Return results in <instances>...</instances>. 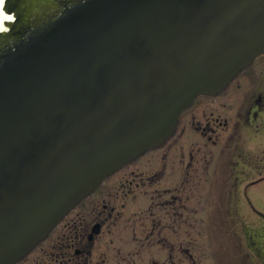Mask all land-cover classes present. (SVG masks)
<instances>
[{"label":"water","instance_id":"1","mask_svg":"<svg viewBox=\"0 0 264 264\" xmlns=\"http://www.w3.org/2000/svg\"><path fill=\"white\" fill-rule=\"evenodd\" d=\"M261 54L264 0H3L0 264L147 162L131 161Z\"/></svg>","mask_w":264,"mask_h":264},{"label":"rangeland","instance_id":"2","mask_svg":"<svg viewBox=\"0 0 264 264\" xmlns=\"http://www.w3.org/2000/svg\"><path fill=\"white\" fill-rule=\"evenodd\" d=\"M237 95L232 100L233 92H221L197 101L186 120L190 121L194 115L198 122L215 127L210 131L213 138L225 140L230 132L225 122L235 120L230 115L231 111H235L242 103L241 92ZM262 121L264 122V115L261 117ZM191 132L193 137H199L198 134L194 135L193 130ZM242 138L246 150L244 153L260 152V165H263L264 129L246 128ZM191 150L196 151V158L201 160L196 162V167H199L194 173L196 175L186 178L187 190L179 193L184 194L185 215L179 223L175 222L176 226L180 225V239L187 251L185 256L175 251V256L169 257V263L264 264V173L259 174L251 166L241 165L240 177H231V169L227 166L228 157L226 153L218 154L219 147L206 145L204 140L200 142L196 139L186 145V155ZM158 154L160 156L161 153ZM160 162L157 167H150L148 160L136 169L137 173L143 172L141 175L135 176L131 172L88 203L114 205L117 210L122 211V217L131 218L113 232L114 241L109 242V245L103 242L101 250L94 257V263H103L104 260L105 264H154L152 260L157 259L159 264L163 261L161 246L156 239L152 244L148 243L146 236L149 227L146 229L141 224L148 222L151 210L158 212L160 209L155 204L150 210L149 204L163 199L161 196L163 188L167 186L168 176L160 175L154 182L148 178L161 167ZM245 185H248V189ZM123 221L125 220L122 219ZM167 221L170 224L174 222L172 218ZM134 227L139 231L137 240L132 239ZM168 238L170 244L174 243V248L177 249L179 234L169 230ZM38 256L37 251L31 255L34 259ZM46 263L50 264V261Z\"/></svg>","mask_w":264,"mask_h":264},{"label":"flooded vegetation","instance_id":"3","mask_svg":"<svg viewBox=\"0 0 264 264\" xmlns=\"http://www.w3.org/2000/svg\"><path fill=\"white\" fill-rule=\"evenodd\" d=\"M221 92H233L232 100L236 99L237 93L241 92L242 95V103L235 111L232 110V114H230L235 120H226L225 122V125L230 130L229 136L225 140L213 138L210 131H213L215 127L208 123L198 122L194 115L191 116L190 121L186 120L189 118L188 115L190 116L191 110L196 106L197 101L216 96L201 95L196 98L192 106L183 111L176 131L163 145L147 151L132 162H140L148 156L147 158L150 162L148 165L157 167L158 162L161 161V167L157 168L148 177L151 182H154L160 175L166 176L167 174L168 176L167 186L163 188L161 196L163 199L157 203L152 200L153 203L149 204L150 210L154 208L155 204H158L160 209L158 212L151 210V217H149L148 222H141V224L146 226V229L149 227L146 236L148 243L152 244L153 240L156 239L159 246H161V256L164 259L159 264H170L169 257H174L175 251L182 256H185L187 251L184 242L180 239V225L176 226L175 223H179V220L185 215L184 194L181 195L179 193H184L187 190L186 178L187 176L196 175L194 173L199 169V167H196V162L201 160L196 158V151L191 150L186 155L187 144L190 145L193 140L198 139L200 142L204 140L206 145L211 144L219 147L218 154L226 153L228 157L227 166L231 169L229 174L231 177H240L241 165L251 166L252 170L259 174L264 173V164L260 165L261 159L259 155L262 157L261 153H249V151L244 153L246 150L242 143L244 129H264V122H261V117L264 115V54L258 56L249 67L242 70L228 87ZM191 128L194 131V135H199L198 138L192 136ZM218 142H221V144ZM159 152L161 153L160 156ZM132 172L135 176L143 173H137V170H132ZM212 173H215V171ZM245 187L248 189V185H245ZM89 197L71 210L46 239L16 264H47V261H50V264H105L104 260L103 263L101 261L94 263V257L101 250L103 242L109 245V242L114 241L115 235L113 232L120 229L121 224L131 218L122 217V211L117 210L114 205L112 206L108 203H103L100 206L98 203L88 205ZM169 218L174 220L173 224L167 221ZM122 219L125 221L122 222ZM169 230L179 234L178 241L181 243L179 242L177 249L174 248V243L170 244L169 242ZM138 232L137 227H134L133 240H137ZM36 251L39 256L34 259L31 255ZM189 255L192 254L190 253ZM45 257L47 258L46 260ZM152 261L154 264H158L157 259Z\"/></svg>","mask_w":264,"mask_h":264},{"label":"clouds","instance_id":"4","mask_svg":"<svg viewBox=\"0 0 264 264\" xmlns=\"http://www.w3.org/2000/svg\"><path fill=\"white\" fill-rule=\"evenodd\" d=\"M3 3V0H0V4H2Z\"/></svg>","mask_w":264,"mask_h":264}]
</instances>
